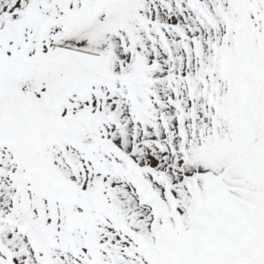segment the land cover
I'll return each mask as SVG.
<instances>
[{
    "label": "snow or ice",
    "instance_id": "snow-or-ice-1",
    "mask_svg": "<svg viewBox=\"0 0 264 264\" xmlns=\"http://www.w3.org/2000/svg\"><path fill=\"white\" fill-rule=\"evenodd\" d=\"M0 264H264V0H0Z\"/></svg>",
    "mask_w": 264,
    "mask_h": 264
}]
</instances>
